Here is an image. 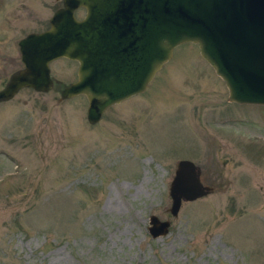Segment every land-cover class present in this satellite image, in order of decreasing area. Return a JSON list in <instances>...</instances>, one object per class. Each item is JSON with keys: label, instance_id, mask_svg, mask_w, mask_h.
Returning a JSON list of instances; mask_svg holds the SVG:
<instances>
[{"label": "rangeland", "instance_id": "rangeland-1", "mask_svg": "<svg viewBox=\"0 0 264 264\" xmlns=\"http://www.w3.org/2000/svg\"><path fill=\"white\" fill-rule=\"evenodd\" d=\"M60 5L0 0V87L21 66L18 39ZM48 67L76 77L75 60ZM226 97L197 45L182 42L93 124L82 94L22 87L0 101V264H264V104ZM180 158L214 188L172 216ZM150 214L169 220L165 234L150 236Z\"/></svg>", "mask_w": 264, "mask_h": 264}, {"label": "water", "instance_id": "water-1", "mask_svg": "<svg viewBox=\"0 0 264 264\" xmlns=\"http://www.w3.org/2000/svg\"><path fill=\"white\" fill-rule=\"evenodd\" d=\"M78 7L84 11L77 18ZM182 42L197 45L222 79L228 101L264 104V0H61L45 29L18 39L21 66L0 87V101L22 87L55 89L59 100L82 94L93 124L107 106L142 92ZM57 57L77 62L74 80L50 75L48 63ZM213 188L202 182L197 164L178 159L168 183V212L175 216L182 201ZM168 225V219L148 216L152 237L165 234Z\"/></svg>", "mask_w": 264, "mask_h": 264}, {"label": "flooded vegetation", "instance_id": "flooded-vegetation-1", "mask_svg": "<svg viewBox=\"0 0 264 264\" xmlns=\"http://www.w3.org/2000/svg\"><path fill=\"white\" fill-rule=\"evenodd\" d=\"M84 11V10H83ZM82 16V15H81ZM138 94V93H137ZM134 95H136V94H134ZM133 96V95H132ZM106 109V108H105ZM103 113V112H102ZM101 117V116H100Z\"/></svg>", "mask_w": 264, "mask_h": 264}]
</instances>
